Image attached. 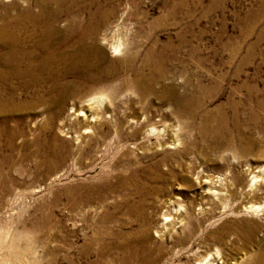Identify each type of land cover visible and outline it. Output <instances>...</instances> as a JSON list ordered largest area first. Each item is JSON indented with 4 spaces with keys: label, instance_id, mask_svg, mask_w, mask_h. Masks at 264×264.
I'll return each instance as SVG.
<instances>
[{
    "label": "rangeland",
    "instance_id": "374dc122",
    "mask_svg": "<svg viewBox=\"0 0 264 264\" xmlns=\"http://www.w3.org/2000/svg\"><path fill=\"white\" fill-rule=\"evenodd\" d=\"M15 2L21 4V0H1L0 13H18L16 8L4 7ZM101 2L117 7L113 24L125 31L126 42L134 51L145 49L155 39L178 44L179 36L185 34L189 43L180 52V67L192 82L197 83L199 77L208 84V93L222 95L221 101L229 94H257L264 99V0ZM71 8L77 9L75 4ZM144 34L152 40L141 38ZM103 45L114 54L110 44ZM193 50L194 60L190 58ZM198 58L202 59L199 66L193 63ZM240 83L245 85L242 91L236 87ZM13 86L15 93L0 91V264L254 262L256 242L244 247L236 236L248 229L249 222L264 221L261 214L241 207L244 198L240 194L241 189L251 187L254 174L264 169V137L259 131L250 130L255 141L249 148L244 149L245 139L238 141L237 147L213 152L198 141L201 155L183 156L180 153L191 138L180 137L177 124L181 126L185 117L154 98L144 104L127 97L115 100L119 104L117 117L130 119L118 137L117 119L110 112L100 118L105 125L98 134L84 129L89 111L86 116L74 114V108L98 90L70 98L57 116L42 106L28 107L32 89L28 92L15 83ZM104 102L103 106L107 100ZM92 105L94 109L99 106L96 102ZM259 113L264 120V110ZM152 125L157 129L151 130ZM158 160H165L167 166L163 168L172 167L174 174L151 182L159 189L147 193L151 185L143 187L144 170ZM115 167L125 176L131 169H140L136 186H119ZM258 180L253 188L262 183L258 194L262 197L254 200L264 203V181ZM210 186L215 192L222 188L227 197L224 205L217 204ZM170 198L176 202L167 209L164 203ZM179 204L181 209L191 206L195 221L186 227L176 224L174 229H165L163 213L174 214L173 207ZM124 235H128L126 240ZM256 238L264 243V228ZM128 240L140 255H124L122 246ZM216 248L221 254L216 255ZM208 253L213 254L212 260L205 263L201 259Z\"/></svg>",
    "mask_w": 264,
    "mask_h": 264
},
{
    "label": "bare ground",
    "instance_id": "6f19581e",
    "mask_svg": "<svg viewBox=\"0 0 264 264\" xmlns=\"http://www.w3.org/2000/svg\"><path fill=\"white\" fill-rule=\"evenodd\" d=\"M72 4L76 5V10L71 8ZM4 7L16 8L18 13L15 15L13 12H11L12 15L0 13V91L3 94L13 93L17 90L14 89L13 83L21 90L32 89L30 94L34 95L28 97L30 98L27 101L28 107L42 106L45 111H50L53 115L58 116L70 98L81 94L86 95L92 91L94 93L98 90L93 96L89 95V99L84 100V102H88L85 106H83L84 102H82V106L75 107L76 109L74 105V114L86 116L89 111V115L84 118L86 119L84 129L98 134L105 125L100 118L110 112L112 118L117 119L116 125H118V137H120L125 125L130 124V119L127 118L123 121L119 116L117 117L119 104H116L115 100L127 97L129 100L134 98L138 103L144 104L150 98H154L159 103L173 107L180 116L185 117L182 123L179 121L181 126L177 124L178 135L182 138L183 136L191 138L189 143L184 144L185 147L180 153L183 156L201 155L202 151L198 149V141L214 152L221 149L227 151V149L237 147V142L241 143L245 139L248 141L244 149L249 148L254 140L250 136L251 129L259 131V134L264 137V125L262 124L264 120L259 115L261 114L259 111L264 110V99H259L260 95L258 97L257 94L256 96L255 94L248 96L229 94L221 101L222 95L208 93L207 83H204L199 77L196 78L197 83L192 82V79L187 76V71L181 69L180 52L188 42L186 36H183L185 34L179 36L178 44L169 40L160 42L159 39H155L150 45L144 46L145 49L140 50L139 48L134 51L133 47L128 46L126 42L125 31L123 32L113 24L112 19L115 17L117 7L108 6L101 0H89L86 3H79L76 0H70V2L69 0H21V4L15 2L10 6L4 5ZM140 37L149 39L150 35L144 34ZM104 43L111 45L114 54L108 53ZM190 56L194 60L196 51L193 50ZM197 60L193 63L197 66L202 64L201 58ZM204 70L208 73L211 72V69L207 67ZM169 80L171 83L167 82ZM210 85L217 86L213 83ZM179 87L183 88L182 92L179 91ZM236 87L238 91H242L245 85L240 83ZM99 90L102 92L99 93ZM106 100L107 103L103 106V102ZM95 102L99 105L97 109L92 107ZM155 126H150L151 130H156ZM163 144L164 142L160 143V145ZM164 166H167L166 161L158 160L144 170V174H146L144 175L146 181L143 182L144 189L147 188L146 185L150 186L151 182L162 181L166 174H174L172 167L163 168ZM117 169V167L114 168L115 173L120 171ZM139 170L131 169L128 176L121 172L116 174L119 186L122 188H128L129 185L136 186ZM253 178L251 187L243 188L240 191L244 198L241 207L246 212L261 214L264 220V203L254 200L256 196L262 197L258 195L262 190V183L253 188L259 181L258 178L264 181V169L260 168ZM235 180L234 184H236ZM219 182L222 185H227L222 178H219ZM106 186L110 188V185ZM212 188L209 187L211 191ZM158 189L159 186L156 184L151 185L150 189H147V193L156 192ZM222 191V188L216 192L212 191V195L217 196L218 205H224L227 201V197ZM174 202L176 201L168 199L164 203L165 207L168 209ZM181 206L182 204L173 207L174 214L163 213L166 217L163 218L165 229H174L176 224L186 227L192 224L193 220L195 221L191 206H183V209ZM248 226V229L239 233L236 238L244 247L255 241L258 250L254 254L255 258L252 264H263L264 243L256 236L257 232L264 228V221H251ZM147 232L148 228L143 231L144 235ZM127 236L124 235L125 240ZM131 240L125 242V245L121 244L125 250L124 255H140L138 248ZM216 249V255L221 254L220 249ZM212 255V253H208L201 260L210 263Z\"/></svg>",
    "mask_w": 264,
    "mask_h": 264
}]
</instances>
